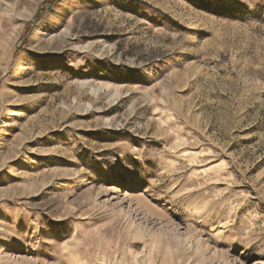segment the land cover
Returning <instances> with one entry per match:
<instances>
[{
  "label": "rangeland",
  "instance_id": "rangeland-1",
  "mask_svg": "<svg viewBox=\"0 0 264 264\" xmlns=\"http://www.w3.org/2000/svg\"><path fill=\"white\" fill-rule=\"evenodd\" d=\"M52 1L0 0V264H264V0Z\"/></svg>",
  "mask_w": 264,
  "mask_h": 264
},
{
  "label": "trees",
  "instance_id": "trees-1",
  "mask_svg": "<svg viewBox=\"0 0 264 264\" xmlns=\"http://www.w3.org/2000/svg\"><path fill=\"white\" fill-rule=\"evenodd\" d=\"M53 3V1L52 0H46V2H45V4L44 5H50V4H52ZM239 5V4H238Z\"/></svg>",
  "mask_w": 264,
  "mask_h": 264
}]
</instances>
